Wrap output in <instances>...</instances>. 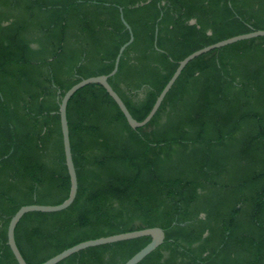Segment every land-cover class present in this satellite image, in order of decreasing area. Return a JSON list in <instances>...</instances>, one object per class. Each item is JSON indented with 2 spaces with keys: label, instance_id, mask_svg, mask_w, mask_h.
<instances>
[{
  "label": "trees",
  "instance_id": "trees-1",
  "mask_svg": "<svg viewBox=\"0 0 264 264\" xmlns=\"http://www.w3.org/2000/svg\"><path fill=\"white\" fill-rule=\"evenodd\" d=\"M142 120L178 62L264 29V0H0V264H18L7 225L23 205L69 193L59 100L108 74ZM194 20V22H191ZM73 202L25 213L15 241L28 264L79 242L159 226L137 264H264V36L190 60L147 124L131 128L98 83L67 103ZM151 240L87 247L56 264H124Z\"/></svg>",
  "mask_w": 264,
  "mask_h": 264
},
{
  "label": "water",
  "instance_id": "water-1",
  "mask_svg": "<svg viewBox=\"0 0 264 264\" xmlns=\"http://www.w3.org/2000/svg\"><path fill=\"white\" fill-rule=\"evenodd\" d=\"M120 12V19L124 24L125 28L129 31V39L119 48L118 53L114 60L113 69L108 74H101L96 76H90L87 78H83L80 81L73 84L68 90L64 92L59 100L58 106V114L60 119V129L62 135V142H63V151L65 157V164L67 167L69 181H70V188L67 198L59 204L49 205V204H28L21 206L10 218L8 225H7V244L18 264H28L25 259L23 258L22 254L20 253L16 241H15V227L20 220V218L27 212L31 211H40V212H56L67 208L75 199L77 193V176L75 166L72 160V153H71V146L69 140V128H68V121H67V103L70 97L81 87L91 84V83H98L100 84L106 92L110 95V97L115 101L117 106L119 107L120 111L123 113L127 123L131 128H138L142 127L149 122L152 116L155 114L156 110L160 106L163 98L165 97L166 93L169 91L179 74L181 73L182 69L185 65L192 60L193 58L206 53L210 50L220 48L222 46L231 44L236 41L250 39L253 37L264 36V29L252 30L247 33H242L238 35H234L215 43L206 45L200 49L193 51L192 53L185 56L178 62L176 69L174 70L173 74L166 82L160 93L158 94L154 104L150 108L147 115L140 121L135 119L131 113L129 112L128 108L126 107L123 100L117 94V92L112 88V86L108 82V77L113 75L118 67L119 59L123 53V50L129 45L133 40V33L130 25L124 19L122 7H119ZM191 22H194L192 20ZM140 236H150L151 240L140 250L134 253L128 260L125 261L124 264H137L139 263L146 255H148L151 251H153L156 247L161 245L165 238L164 230L159 226L147 227L133 231H127L117 234H112L108 236H102L95 239H89L82 242H79L73 246H70L61 252L55 254L54 256L50 257L49 259L45 260L40 264H56L57 262L63 260L64 258L68 257L69 255L76 253L82 249L87 247L103 245L108 243H113L117 241L132 239Z\"/></svg>",
  "mask_w": 264,
  "mask_h": 264
}]
</instances>
